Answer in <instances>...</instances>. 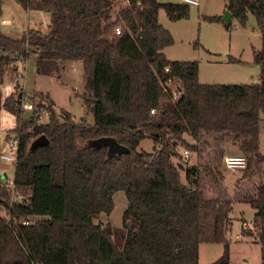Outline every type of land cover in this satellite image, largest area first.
<instances>
[{
  "label": "trees",
  "instance_id": "obj_1",
  "mask_svg": "<svg viewBox=\"0 0 264 264\" xmlns=\"http://www.w3.org/2000/svg\"><path fill=\"white\" fill-rule=\"evenodd\" d=\"M16 1L26 10L49 14V23L46 30L29 28L19 37L0 27V86L18 57H32L36 72L48 76L59 72L61 61L78 59L93 122L75 121L65 109L60 119L48 95L21 118L23 94L2 101L0 91V109L15 116L11 132L19 138L13 188L0 177V207L7 210L6 217L0 215V264H199L203 242L223 243L222 254L210 264H230L225 231L232 205L220 192L224 155L218 146L237 144L248 168L264 162L259 152L264 48L253 50L258 82L202 83L197 60H169L163 52L173 37L159 22V10L171 20L185 18V4L129 0L113 18L118 0ZM1 7L2 0L0 19ZM225 9L242 25L253 15L264 46V0H226ZM207 19L229 29L222 15ZM120 23L125 31L114 34ZM167 76L182 81L175 100L162 93L160 81ZM41 107L49 113L46 123H37ZM41 134L49 143L30 150ZM102 137L116 139L128 152L110 155L107 145L94 144ZM146 137L153 143L150 151L138 148ZM178 146L198 157L208 156L210 148L211 159L203 167L219 188L215 196L206 195L199 162L183 167L173 161ZM116 190L127 200L119 242L109 226L93 220L111 213ZM243 200L255 209L264 264V182Z\"/></svg>",
  "mask_w": 264,
  "mask_h": 264
},
{
  "label": "rangeland",
  "instance_id": "obj_2",
  "mask_svg": "<svg viewBox=\"0 0 264 264\" xmlns=\"http://www.w3.org/2000/svg\"><path fill=\"white\" fill-rule=\"evenodd\" d=\"M162 3H177V0H158ZM226 0H200L198 6H188L189 13L185 18L171 20L167 17L163 8L159 10V22L170 31L173 42L163 49L169 60H197L199 64L198 78L204 83H252L259 80L260 67L254 62L253 50L263 48L261 33L256 26L253 15L248 14L247 21L242 25L235 17L229 19V29L222 21H210L207 16L224 14ZM124 6L123 0H118L112 9V17L115 18L117 11ZM1 18L9 20L7 24H1V30L12 37H18L29 28L46 30L49 23V14L36 8L35 10L24 9L16 0H2ZM225 21V20H224ZM227 22V21H226ZM4 75H10L13 80H19L23 85L24 98L21 101V118L32 113V110L23 108L22 104L32 103L33 108L42 97L48 95L54 102L53 109L56 115L62 119L61 110L69 111L73 120H85L93 122V115L87 111L84 104V78L81 61L64 60L60 62L59 72L53 76L42 75L36 72L33 58H29L23 71V76L17 79L12 64L7 67ZM18 83V90H23ZM15 98L16 95H14ZM4 101V100H2ZM47 102L45 106H48ZM46 107H41L39 114L42 117L37 123H46L49 120V113ZM15 132L0 129V142L8 135ZM189 139L188 136H186ZM33 140V139H32ZM152 140L148 137L141 140L138 148L150 151ZM210 146H203L204 149ZM178 157L173 158L175 163L183 167L199 162L202 167V182L206 195L217 194L216 181L209 176L203 167L208 156L198 157L195 152L189 153V158L183 157L184 147L178 146ZM235 152V149H232ZM264 152V146H261ZM232 155H242V152ZM202 156V155H201ZM213 157V156H212ZM215 158H218L215 156ZM247 160V158H246ZM221 172L225 175L224 188L226 197L231 200L232 209L229 213L230 227L225 232V239L229 243L230 264H261V250L259 243L260 229H243L241 225L244 220L253 224L255 209L249 202L243 200L244 196L256 194L257 187L264 182V162L254 168L251 162L249 168L230 170L220 160ZM182 179L185 173L181 170ZM14 175V164L0 160V177L2 179L12 178ZM237 176V177H236ZM217 178V177H216ZM114 207L109 215L101 212L93 218L95 222H102L113 230L116 241H121L119 231L121 227L122 212L126 207V196L124 191L116 190L113 195ZM0 215H7V210L0 207ZM38 217H32L35 220ZM245 234H244V233ZM223 251L222 242H203L200 245L199 264H210L215 261ZM199 253V248H198Z\"/></svg>",
  "mask_w": 264,
  "mask_h": 264
},
{
  "label": "built area",
  "instance_id": "obj_3",
  "mask_svg": "<svg viewBox=\"0 0 264 264\" xmlns=\"http://www.w3.org/2000/svg\"><path fill=\"white\" fill-rule=\"evenodd\" d=\"M177 2L185 4L187 6H198L200 3V0H177ZM124 6L129 5V0H123ZM136 5H140V2L137 1ZM9 23V20H6L4 18L0 19V24H7ZM48 25V23H47ZM46 25V26H47ZM125 31L123 24H117L114 28H113V33L114 34H121ZM38 50V49H37ZM12 65H14L15 68V73H16V77L17 79L19 77L23 76V71L25 68V60H23L21 57H18L13 63ZM164 71L167 73L169 72V66L166 65L164 67ZM160 85H161V89H162V93H167L171 95V98L173 100L177 99L181 93H182V81L180 78L176 77V76H167L166 78H164L163 80L160 81ZM23 108L25 109H33V104L32 103H27V104H22ZM151 113L155 112V109H151L150 110ZM42 117L41 114H38L37 119L39 122V119ZM18 146H19V138H18V134L14 133L13 135L8 136L4 142L3 145L0 148V160L9 162V163H13L15 164L16 159H17V154H18ZM189 149L184 148V150L182 151L183 157L185 159L189 158ZM246 157L242 156V155H224L223 157V164L227 169L230 170H235V169H242L246 166ZM3 184L6 185L7 187H9L10 189L13 188V178H5L3 179ZM23 223H28V220L23 221ZM253 226H255V223L253 221V224L250 222H247L246 220H244L242 222V229H248L253 228ZM31 264H44V263H40V262H36L33 261Z\"/></svg>",
  "mask_w": 264,
  "mask_h": 264
},
{
  "label": "crops",
  "instance_id": "obj_4",
  "mask_svg": "<svg viewBox=\"0 0 264 264\" xmlns=\"http://www.w3.org/2000/svg\"><path fill=\"white\" fill-rule=\"evenodd\" d=\"M215 15H221V14H215ZM263 48H264V46H263ZM30 58H32V57H30ZM28 60H29V58L27 60H25V67H26V64H27ZM199 81L204 83L200 79H199ZM18 83H20L19 80H13V77L10 76V75H4L3 76V81H2L1 86H0L2 100H4L5 98H7V97H9L11 95H16V97H19L23 92H25L24 91V87H23V85L21 83L20 84H21L23 90H20V91L18 90ZM22 98H24V95L22 96ZM260 114L263 115L262 112ZM15 126H16L15 116L11 112H9L8 110H6L5 108L2 107L0 109V129L6 130V131H11ZM4 140L0 142V148L3 145ZM261 146H264V120L261 121V123H260V132H259V152L264 153L261 150ZM218 147L220 149H222L223 155H230V154L232 155V154L241 153L238 145L237 144H232L230 142L220 143ZM232 149H235L236 151L233 152ZM196 164H198V162ZM224 178H225V175H224V172H223V179L221 181V187L222 188H224ZM224 193L226 194V191H224ZM230 224H231V221H230V217H229V223L227 225L226 231L229 229ZM241 229H242V227H241ZM241 231H243V229ZM201 244L202 243H200V245ZM200 245H199L198 258H200Z\"/></svg>",
  "mask_w": 264,
  "mask_h": 264
},
{
  "label": "water",
  "instance_id": "obj_5",
  "mask_svg": "<svg viewBox=\"0 0 264 264\" xmlns=\"http://www.w3.org/2000/svg\"><path fill=\"white\" fill-rule=\"evenodd\" d=\"M232 17V14L229 10H225L224 14L222 15L223 20L225 21H229V19ZM49 143L48 138L44 135L41 134L37 137H35L29 145V149L30 150H34L39 146L42 145H47ZM95 145H107L108 146V150H109V154L113 155L114 153H126L128 152V148L120 145L116 139L112 138V137H102L100 139H97L94 141Z\"/></svg>",
  "mask_w": 264,
  "mask_h": 264
}]
</instances>
